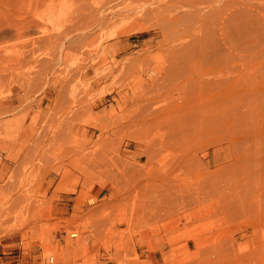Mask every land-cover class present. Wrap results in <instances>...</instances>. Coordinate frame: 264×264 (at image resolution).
I'll return each instance as SVG.
<instances>
[{
	"label": "rangeland",
	"instance_id": "rangeland-1",
	"mask_svg": "<svg viewBox=\"0 0 264 264\" xmlns=\"http://www.w3.org/2000/svg\"><path fill=\"white\" fill-rule=\"evenodd\" d=\"M130 1L0 0V264H264V9L180 0L205 18L159 49ZM172 58L220 83L193 103ZM197 104L240 113L230 136L181 143L174 118ZM213 144L230 166L203 180Z\"/></svg>",
	"mask_w": 264,
	"mask_h": 264
},
{
	"label": "bare ground",
	"instance_id": "bare-ground-1",
	"mask_svg": "<svg viewBox=\"0 0 264 264\" xmlns=\"http://www.w3.org/2000/svg\"><path fill=\"white\" fill-rule=\"evenodd\" d=\"M180 0H131L130 2H128L127 4L129 5V3H132L130 4L132 7V10L133 8L136 9H141L142 7V11L138 12L136 15H133V19L134 18H137V17H152L154 18L153 21H152V24L150 25L154 30H158V46H159V49H164L166 47V45H170L171 47H173L171 45V41L169 40L168 38V31L170 28L174 27L175 24H177L178 22H181L182 20L185 19V16H189V17H192L193 18V23L190 25V27H192L193 25L197 24V23H201L203 21V19L205 18V14L202 15V17L200 18L199 17V14H196L192 11L191 8H187V7H184L180 2ZM254 1V0H253ZM257 2H254V4L250 3V2H246L245 0H237L238 3H240L241 5H245L246 7H250V8H253L255 10H262L264 9V0H256ZM223 3H225L226 5H228V2L226 0L223 1ZM127 4L125 7H127ZM142 5H147L146 7L145 6H142ZM129 8V7H127ZM112 9V8H111ZM123 9V8H122ZM131 9V8H130ZM130 9H128L130 11ZM125 10H127L125 8ZM131 10V11H132ZM130 11V12H131ZM134 11V10H133ZM102 12V11H101ZM116 11H114L115 13ZM107 13V12H106ZM119 13V12H118ZM117 13V14H118ZM125 13V12H124ZM128 13V12H127ZM132 13V12H131ZM103 14V13H102ZM111 14V13H110ZM121 14V13H120ZM129 14V13H128ZM111 16V15H110ZM114 16V15H113ZM118 16V15H117ZM115 15V17H117ZM123 16V15H122ZM125 16V14H124ZM130 15H128L129 17ZM105 17V15H104ZM109 17V16H108ZM114 17V18H115ZM125 18V17H124ZM123 18V20H124ZM102 19V18H101ZM104 19V18H103ZM109 19V18H108ZM129 19V18H128ZM139 19V18H138ZM122 20V21H123ZM145 20V19H144ZM143 20V21H144ZM115 21V20H114ZM113 21V22H114ZM118 21H119V18H118ZM121 21V19H120ZM119 21V22H120ZM131 21V20H130ZM135 21L137 22V19H135ZM139 21V20H138ZM142 21V22H143ZM148 21V20H146ZM105 22V21H104ZM109 22V20H108ZM116 22V21H115ZM141 22V23H142ZM107 23V21H106ZM118 23V22H117ZM145 23V22H143ZM136 28V27H134ZM139 28V27H138ZM142 28V27H141ZM137 29V28H136ZM135 30V29H134ZM139 30V29H138ZM198 30V28H197ZM193 30L190 28V30L188 31V34L191 33ZM244 31L238 27L236 28L235 30V33L234 31H231V32H227V41L230 40L232 38V36H240L241 33H243ZM156 34V35H157ZM224 40V37L222 38ZM153 42V41H152ZM206 41H204L202 44H204ZM212 43V46H214V39L213 37L210 39V41ZM154 43V42H153ZM156 43V41H155ZM154 46V45H153ZM149 47V46H148ZM145 48V47H144ZM152 47H150L151 49ZM157 47H155V50H156ZM147 49V48H145ZM149 49V48H148ZM152 52V50H151ZM119 53V52H118ZM121 53V52H120ZM168 64H165L164 65H167L166 66V74H169V75H172L173 76V81L170 82V85H174V86H184V85H190L191 87H193V91H190V93L192 92L193 94H191L193 97V100L192 98L190 99V101H192L193 103H196V101L194 100V98H199L203 95H206L207 92L211 93L213 92V90L217 87V85L220 83V82H217L215 80L212 79V77H210V79H206L208 81H205L204 79H201L197 82V78H195V80H192L189 76L186 75L185 72L188 71L189 69V66L191 65V61L188 59V60H185L184 62H179L177 61L176 58H172L170 59L169 61H167ZM129 64V63H128ZM195 67V66H194ZM150 70V69H149ZM159 72H162V71H159ZM198 73V72H197ZM152 75V74H151ZM157 75V74H156ZM161 75V73H159V76ZM189 75H192V74H189ZM155 76V75H154ZM152 78H154L153 76H151ZM150 77V78H151ZM157 77V76H156ZM164 79V76H162ZM200 77V76H199ZM200 79V78H198ZM153 82V81H152ZM162 82V81H161ZM159 85L158 84H155V86ZM154 86V85H153ZM163 86V85H162ZM158 88V91L157 92H160L161 89L163 87H161L160 91H159V88L160 87H157ZM167 88V86H166ZM190 89V88H189ZM157 90V89H156ZM161 95V93H159ZM208 95V94H207ZM159 96V95H158ZM190 96V95H189ZM161 100H164V95L163 97L160 98ZM160 99H157L156 101L160 104H158V106H163L164 104H162L164 101H166L167 99H165L164 101L161 102ZM189 100V99H188ZM187 100V101H188ZM201 100V99H200ZM156 102V103H157ZM169 102V101H168ZM171 102V101H170ZM168 103L169 105L166 107H169V106H174L173 102L172 101L171 103ZM191 102V103H192ZM190 102H188V104H191ZM198 103V102H197ZM173 104V105H171ZM198 106V104H197ZM164 107V106H163ZM158 108V107H157ZM162 108V107H161ZM160 108V109H161ZM208 107H202L201 105H199L198 107L196 106H189L188 107V110L186 111L185 110H182V113L180 114L181 116L176 118L177 116H175V123H174V119H173V114H169L170 115V118H171V115L173 116L171 118V121L170 118H166L168 117V115H166L165 117H163L164 119L163 120H168L169 122L171 121L172 123V126H173V123H174V126L172 128V134L174 135H177V136H180L182 137V142L181 143H184L185 145H189L191 146L193 144L194 141L198 140V138H200L201 134L206 131L204 129H207V128H210L213 130L212 126H219L220 128V125H222L221 127L225 129L224 125L228 124H232L234 121L237 120V117H240L241 114L240 113H235L234 114V117L231 116V113H232V110L228 107L222 111H216L212 108H209L207 109ZM158 109V110H160ZM167 109V108H165ZM155 111V109H153ZM168 110V109H167ZM227 110H228V113H227ZM152 111V112H154ZM165 112V110H162L161 112ZM175 111V110H174ZM177 112H179L180 110H176ZM174 112L175 114H177V112ZM155 113H158L155 112ZM174 114V115H175ZM149 115V114H148ZM143 116L145 117V115L143 114ZM182 117V118H181ZM166 118V119H165ZM158 119V121H157ZM157 119H155L158 123H159V119H161V122H162V118L158 117ZM177 120V121H176ZM168 121H164V123H168ZM170 123V124H171ZM220 125H219V124ZM161 124V123H160ZM216 124V125H215ZM218 124V125H217ZM157 125V124H156ZM165 126V125H164ZM170 125V127H168V124H167V128H171L172 127ZM163 127V126H162ZM166 127V126H165ZM230 127V126H229ZM217 128V130H219L218 127H215ZM221 128V129H222ZM168 129V130H169ZM227 129V131H226ZM225 131H226V134L228 133V136H230V133H231V130L230 128L226 127ZM171 130V129H170ZM215 130V129H214ZM171 132V131H170ZM233 137V136H232ZM229 138V137H228ZM226 137V139H228ZM231 138V137H230ZM231 140V139H230ZM214 141V140H213ZM222 141V140H220ZM218 143V142H217ZM216 144V143H215ZM195 145H198L195 144ZM214 145V144H213ZM212 145V146H213ZM229 146V144H228ZM222 147V146H221ZM226 147V146H225ZM224 147V149H225ZM223 148V147H222ZM222 148L220 147H216L215 145L212 147V150L211 152H208L207 153L205 152L204 154V158L208 157V160H195L194 161V164H195V167H197L202 173L204 176L203 177V180L205 178H208L209 177H212L214 176L215 174L218 175L217 172L221 171L223 169V172L226 171L225 170V167H229L230 165L226 164L228 162L227 160V154H223L222 152ZM228 148H231V147H228ZM234 149V148H233ZM202 151V150H201ZM234 151V150H233ZM197 153V152H196ZM203 155V154H202ZM229 157V156H228ZM229 159V158H228ZM191 160V159H190ZM194 160V159H193ZM192 161V160H191ZM178 162V161H177ZM190 162V161H189ZM232 163V162H231ZM181 164V163H180ZM179 163H177L176 165H180ZM193 164V162H192ZM228 165V166H226ZM235 165V164H233ZM238 165V164H237ZM194 167V166H193ZM232 167V165H231ZM196 169V168H194ZM231 168H229L230 170ZM227 169V171H229ZM193 172V171H192ZM191 173V172H190ZM197 173V172H196ZM215 175V177H216ZM201 176V177H202ZM219 176V175H218ZM214 177V179H215ZM202 179V178H201ZM213 179V177H212ZM206 180H209V179H206ZM175 181L176 182H180V178L176 177L174 179V184H175ZM210 181H212L210 179ZM190 200V199H189ZM191 202V200L189 201ZM229 208V207H228ZM238 212V210H236ZM233 214V213H231ZM4 220V219H3ZM233 242V241H232ZM235 242V241H234ZM235 246V245H234ZM201 249V248H200ZM204 249V248H203ZM198 250V249H197ZM198 253V251H197ZM204 253V252H203ZM210 253V252H208ZM202 254V253H200ZM205 254V253H204ZM207 254V253H206ZM209 255H212V254H209ZM216 255V254H215ZM202 256V255H201ZM200 257V256H199ZM211 256H209L210 258ZM218 258V257H217ZM193 259V258H192ZM219 259V258H218ZM217 259H215L216 261ZM208 261V260H207ZM214 261V262H215ZM216 264V262H215ZM219 264V263H218Z\"/></svg>",
	"mask_w": 264,
	"mask_h": 264
},
{
	"label": "built area",
	"instance_id": "built-area-1",
	"mask_svg": "<svg viewBox=\"0 0 264 264\" xmlns=\"http://www.w3.org/2000/svg\"><path fill=\"white\" fill-rule=\"evenodd\" d=\"M51 262H52V258L49 259V263H51Z\"/></svg>",
	"mask_w": 264,
	"mask_h": 264
}]
</instances>
